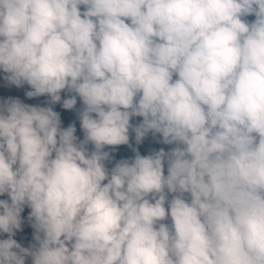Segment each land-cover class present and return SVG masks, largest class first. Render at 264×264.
<instances>
[{
	"label": "rangeland",
	"instance_id": "374dc122",
	"mask_svg": "<svg viewBox=\"0 0 264 264\" xmlns=\"http://www.w3.org/2000/svg\"><path fill=\"white\" fill-rule=\"evenodd\" d=\"M0 0V125L12 143L10 169L25 180L24 190L0 187V264L14 253L15 238L25 232L30 254L49 243L59 225L71 229L81 222L86 231L62 244L38 264H97L106 251L123 248L140 235L146 241L132 254L133 264H228L245 248L235 229L214 211L226 193L235 195L249 213L264 264V37L251 52L233 57L212 53L222 69L240 68L246 75L242 94L249 106L241 119L225 116L216 85L202 87L180 72V58L169 33L147 12L133 13L128 0H65L50 20L68 23L73 15L101 10L119 12L124 23L114 39L100 41V27L83 29L69 44L73 53L95 51L108 70L116 55L130 53L135 63L150 61L160 82L151 119L138 139L144 151L168 153L166 163L146 171L139 163L141 189L134 194L113 174L115 121L91 111L88 69L72 65L63 89L66 100L59 118L48 126L63 140L50 151L28 137V128L10 122L7 111L25 103L38 84L43 64L42 34L30 25L28 12L11 14ZM232 20L217 19L189 34L190 44L231 37L245 25L252 0H227ZM129 200V216L109 217L112 199Z\"/></svg>",
	"mask_w": 264,
	"mask_h": 264
},
{
	"label": "trees",
	"instance_id": "16d2710c",
	"mask_svg": "<svg viewBox=\"0 0 264 264\" xmlns=\"http://www.w3.org/2000/svg\"><path fill=\"white\" fill-rule=\"evenodd\" d=\"M65 0H6L5 7L11 14L22 10L28 12L32 29L42 34L43 64L35 72L39 83L32 86L27 101L15 104L6 117L18 127L28 128V137L43 143L50 151L63 147L62 138L49 128L51 117L59 118L66 100L63 84L72 65L88 69L89 98L86 105L92 112L102 114L115 121L112 143L115 153L113 174L119 182H127L134 194L141 189L142 177L139 163L151 171L166 163L168 153L159 150L148 154L138 139L142 125L152 116L160 82L156 68L150 61L135 63L130 53L116 55L108 70L103 68L101 58L95 51L73 53L68 50L79 33L92 26L100 27L99 38L110 43L124 23L119 13L95 10L73 15L68 23L53 24L50 20L58 4ZM133 13L147 12L158 20L169 33L180 58V72L189 80H195L202 87L216 85L218 104L225 116L233 121L241 119L249 103L242 94L246 75L243 69H222L210 62L212 53L233 57L237 53L251 52L255 44L264 37V0H252L245 15L246 23L231 37H218L201 41L197 47L190 44L189 34L217 19L231 21L232 13L227 0H128ZM12 143L6 129L0 125V187L24 190V179L10 169L8 153ZM109 217L124 220L129 216V200L112 199L108 206ZM215 213L231 225L244 240L245 248L233 255L228 264H259L256 239L252 234V220L249 213L238 202L235 195L226 193L214 205ZM86 231L81 222L71 229L59 225L46 245L30 254V239L25 232L15 238L13 255L3 264H38L54 255L64 243L76 240ZM106 238L100 244L105 259L97 264H133L132 254L146 241L145 235L132 239L123 248L106 251Z\"/></svg>",
	"mask_w": 264,
	"mask_h": 264
}]
</instances>
